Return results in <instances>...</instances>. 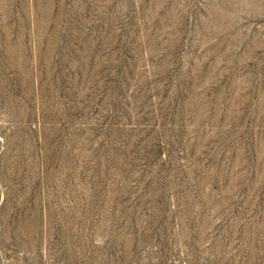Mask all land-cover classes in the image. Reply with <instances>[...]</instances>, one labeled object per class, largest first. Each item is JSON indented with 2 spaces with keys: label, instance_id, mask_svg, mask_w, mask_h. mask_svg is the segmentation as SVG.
Masks as SVG:
<instances>
[{
  "label": "rangeland",
  "instance_id": "1",
  "mask_svg": "<svg viewBox=\"0 0 264 264\" xmlns=\"http://www.w3.org/2000/svg\"><path fill=\"white\" fill-rule=\"evenodd\" d=\"M0 264H264V0H0Z\"/></svg>",
  "mask_w": 264,
  "mask_h": 264
}]
</instances>
